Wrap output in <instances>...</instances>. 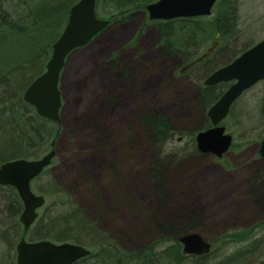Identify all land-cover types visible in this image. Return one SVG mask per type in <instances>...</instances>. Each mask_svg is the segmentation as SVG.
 I'll use <instances>...</instances> for the list:
<instances>
[{
  "label": "rangeland",
  "instance_id": "rangeland-1",
  "mask_svg": "<svg viewBox=\"0 0 264 264\" xmlns=\"http://www.w3.org/2000/svg\"><path fill=\"white\" fill-rule=\"evenodd\" d=\"M103 9L98 7L96 14L103 16ZM200 21L205 27L190 39L195 48L185 43L193 58L221 42L207 21ZM238 28L231 43L234 51L228 48L225 56L212 61L214 50L212 62L202 55L189 67L193 58L178 63L162 56L158 30L147 13L135 11L132 19L109 25L67 55L59 78L61 135L43 178L55 179L73 202L91 205L107 231L104 237L125 249L139 243L161 249L170 238L156 226L178 210L199 216L192 231L218 249L212 263L237 250L239 243L230 240L243 237L249 244L245 239L253 235L264 237V158L257 154L259 137H264V104L259 102L264 80L235 101L237 116L222 121L233 137L230 149L220 158L192 152L191 136L204 121L197 85L244 44L264 37V0H238ZM149 107L166 114L178 128L162 148L149 144L139 124ZM243 111L246 116L240 118ZM150 168L159 175V195ZM2 205L0 200V230L13 224L2 215ZM17 237L15 232L10 236L13 246ZM2 242L1 235L0 260L5 258ZM261 245L254 261L264 259Z\"/></svg>",
  "mask_w": 264,
  "mask_h": 264
},
{
  "label": "trees",
  "instance_id": "trees-1",
  "mask_svg": "<svg viewBox=\"0 0 264 264\" xmlns=\"http://www.w3.org/2000/svg\"><path fill=\"white\" fill-rule=\"evenodd\" d=\"M76 1L78 0H0V164L16 158H37L55 147L56 141L60 138L61 121L40 116L35 107L27 103L22 95L32 80L44 71L45 63L50 57L51 45L59 36L67 21L69 9ZM152 1L154 0H96L95 11L97 13L98 7L102 9L104 7V15L100 17L109 18L112 24H121L132 19L135 11L144 10L145 5ZM201 19L206 20L207 27L212 30L215 37L221 39L216 49L207 47L201 53L205 57L204 60L209 61L214 50L216 52L212 61L225 56L228 48L230 51L235 50V45L231 43L239 33L238 0H216L209 16L180 17L172 20L148 19L159 32L162 56L170 57L178 63L193 58L189 46L185 43H190V46L195 48L194 40L190 39L205 27ZM254 43L252 41L244 44L238 54ZM22 45L25 47L22 48L21 56L17 51ZM228 85L229 82L225 81L213 85H204L203 80L198 83L197 104L204 111V121L198 123L197 131L211 125L206 110L221 96ZM235 101L231 105L229 116L234 114L237 116L240 112L234 110ZM259 102L260 106L264 104V96ZM149 108L142 111L139 124L149 144L162 148L175 133H178V128L166 114L154 111L152 107ZM242 115H245V111L241 113L240 118ZM263 138L259 137V140ZM191 142L192 152L200 154L195 147L194 136H191ZM148 170L153 179V190L159 195V175L152 168ZM47 172L48 168H44L31 180L30 186L34 192L44 197L50 196L51 199L48 198L50 200L45 203L42 212L27 228H24L18 219L23 205L16 189L11 185H0V188H4L3 193L0 191V200L3 201L1 213L14 226L12 228V225L10 227L5 225L0 230V236L3 235L2 243L7 248L10 246L13 251L12 264H16L15 248L11 244L14 240L10 238L14 232L17 238L24 236L28 241L41 239L55 242L69 241L92 250L90 259L77 260L72 264H244L246 262L264 264V259L254 261V257L263 246L261 243H264L262 236L253 235L245 239L246 241L250 239L249 244L241 241L243 237L230 240L239 243L240 246L238 245L234 253L225 255L219 262L212 263L211 260L213 257H218L217 248H211L205 255L183 253L177 236L197 228L199 216L181 210H178L177 215H167L156 226L158 232L170 238V243L158 250L155 246L143 243L125 249L114 238L104 237L107 231L96 218L98 215L90 207L91 205L73 202L55 183V179L43 178ZM220 241L227 242L223 238H220Z\"/></svg>",
  "mask_w": 264,
  "mask_h": 264
},
{
  "label": "water",
  "instance_id": "water-1",
  "mask_svg": "<svg viewBox=\"0 0 264 264\" xmlns=\"http://www.w3.org/2000/svg\"><path fill=\"white\" fill-rule=\"evenodd\" d=\"M216 0H156L146 4L150 19L169 20L177 17L204 16L211 14ZM109 20L99 18L95 13V0H78L68 13L67 21L51 45V54L45 70L33 79L23 92V99L35 107L45 118L60 121L59 109L61 93L58 86L60 71L67 54L85 44L93 35L101 31ZM264 79V37L237 55L229 63L217 68L203 80L204 85L232 81L221 96L207 109L206 115L211 126L195 134L196 149L200 153H210L221 157L232 144V135L226 132L221 121L227 115L232 102L244 90ZM257 154L264 158V139L259 141ZM55 155L52 148L36 159L17 158L0 165V184L15 187L23 203L19 219L27 228L37 217V209L45 198L36 194L30 181ZM182 251L190 255L209 253L211 244L197 232L184 233L178 237ZM89 250L72 242H53L47 239L26 241L20 237L16 244L17 264H72L84 257Z\"/></svg>",
  "mask_w": 264,
  "mask_h": 264
},
{
  "label": "flooded vegetation",
  "instance_id": "flooded-vegetation-1",
  "mask_svg": "<svg viewBox=\"0 0 264 264\" xmlns=\"http://www.w3.org/2000/svg\"><path fill=\"white\" fill-rule=\"evenodd\" d=\"M193 63V62H192ZM21 213V212H20ZM20 213L18 215V219H19V216H20ZM20 221V219H19ZM21 223V222H20ZM11 231H9V234H10ZM1 233V232H0ZM21 237V236H20ZM19 237V238H20ZM2 239H3V235H2ZM17 243V242H16ZM12 244V243H11ZM14 248H15V260H16V244L14 245ZM89 251L91 252L92 250L89 249ZM90 252L89 254H87V256L85 257H82V258H79L78 260H87V258H91L92 257V254L91 256L90 255ZM4 254H5V258L3 257L1 260H0V264H12V255H13V251L10 249V246L9 248L5 247V251H4ZM77 261V260H76ZM75 261V262H76Z\"/></svg>",
  "mask_w": 264,
  "mask_h": 264
},
{
  "label": "bare ground",
  "instance_id": "bare-ground-1",
  "mask_svg": "<svg viewBox=\"0 0 264 264\" xmlns=\"http://www.w3.org/2000/svg\"><path fill=\"white\" fill-rule=\"evenodd\" d=\"M100 32V31H99ZM99 32H97L95 35H93L85 44H87L88 42H90L93 38H95L98 34H99ZM85 44H83V45H85ZM83 45H81V46H83ZM80 47V46H79Z\"/></svg>",
  "mask_w": 264,
  "mask_h": 264
}]
</instances>
